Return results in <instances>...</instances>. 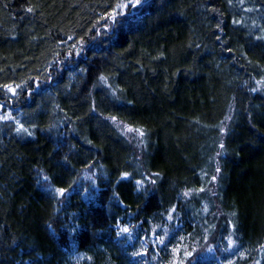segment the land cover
<instances>
[{
  "label": "trees",
  "instance_id": "16d2710c",
  "mask_svg": "<svg viewBox=\"0 0 264 264\" xmlns=\"http://www.w3.org/2000/svg\"><path fill=\"white\" fill-rule=\"evenodd\" d=\"M117 2L0 0V84L28 80L32 95L11 107L33 132L17 135L0 123V264H76L77 254L92 257L79 264H134L141 260L130 253L140 243L130 247L112 225L147 221L150 231L167 223L160 213L172 205L174 229L192 233L186 244L194 237L206 247L203 229L216 226L214 251L196 252V264H264V84L256 83L264 79V40L256 39L264 35V0L243 7L238 0H145L114 28L90 32L105 5ZM81 37L76 55L71 46ZM112 116L144 131L139 148ZM136 169L159 173L156 184L140 192L134 180L117 184L125 171L140 179ZM86 172L95 184L80 188ZM42 175L56 187L77 183L58 202ZM201 187L191 198L180 195ZM233 226L243 259L222 251L220 238Z\"/></svg>",
  "mask_w": 264,
  "mask_h": 264
},
{
  "label": "snow or ice",
  "instance_id": "6c2138e0",
  "mask_svg": "<svg viewBox=\"0 0 264 264\" xmlns=\"http://www.w3.org/2000/svg\"><path fill=\"white\" fill-rule=\"evenodd\" d=\"M145 0H120V2L115 3L114 6L105 5L106 11L105 13L101 14L99 19L96 21V23L92 26L89 31H95L96 35H100V29H103L104 31H108L110 27L114 28L118 24L121 23L122 19H127L129 15H131V12L129 10L135 9L138 10L140 7L143 6ZM229 4H232V0H228ZM238 3L243 7L245 0H238ZM109 7H112L111 11H108L107 9ZM208 11L216 12L217 9L210 8L207 9ZM27 12L31 13L33 11L32 7H28L26 9ZM243 11L245 12H252L254 11L253 8H243ZM233 24H243L242 20H236L233 19ZM222 23V21H221ZM217 28L220 29V24H217ZM220 31H223V29H220ZM264 31V29H262ZM69 39H72L69 37ZM92 39H95V36L92 37ZM216 39L219 41L221 40V37L219 35L216 36ZM256 39L258 40H264V35L257 36ZM85 43L83 37H81L79 41V46L77 44H73L72 50L75 52L76 55L80 54V48H82L83 44ZM199 47V45H197ZM231 51V49H228ZM69 56L72 55V52H69ZM32 79V78H29ZM99 82L107 89L111 90V93L113 96L116 95L117 89L113 88L112 84L109 82L108 78L101 75L99 76ZM258 85L264 84V79L256 81ZM95 87V85H94ZM252 92L258 91L257 88L253 87L250 89ZM122 91V90H121ZM0 94H2V99H0V123H4L5 125L11 127L14 125L15 132L17 135L21 136H32L33 132L30 131L28 127H25L24 123H22L19 119H17L16 115H13L12 105L14 103H18L21 99V97L25 94L27 96H31V85L29 84L28 80H23L20 83H6V84H0ZM92 111H95V108H92ZM111 121L116 123L117 118L115 116L109 117ZM225 119H231V117H226ZM224 122H221V128L220 131L223 133L225 131L224 128ZM116 127L121 131L122 135H128L130 133H136L140 138L139 143H143V137L145 136V133L143 130L138 128H131L128 126H123L119 123H116ZM90 143V141H89ZM225 145L221 142L220 148L224 149ZM217 155H222V153H217ZM63 160L65 163H70L67 156L63 157ZM86 167L91 170L93 165L92 164H86ZM102 167V166H101ZM137 173L140 175V179H134L132 173H129L127 171L122 172L119 179L117 180V184H119L121 181L125 180H134V186L136 191H146L147 185H155L156 179L154 177H158L159 173H152L150 175L139 172V169H136ZM215 171L219 173L221 171L220 167L217 166ZM206 175V173H205ZM43 183L46 185L45 191L49 192L53 199H56L58 202H60V198H65L66 193L73 187V185H76L77 181L72 180L71 183L68 185V188L64 187H56L52 184L51 178L47 175H42L41 177ZM86 179L92 180V183L95 184V180L92 176L86 177ZM216 180V176H212V181ZM39 183V181H38ZM87 191V189H85ZM205 188L201 187L198 190L195 189H188L183 191L180 195L187 199L191 198L193 195H197L199 192H204ZM210 191V189H209ZM215 193H213L214 195ZM113 199L117 200L118 203H123L122 201H119L118 194L113 191ZM59 211V209H57ZM205 214L209 213V206L208 204H205L202 210ZM163 220L167 221L168 223H171L173 220L178 219V213H177V207L176 205H172L166 213H160ZM213 216H215V213H212ZM234 216L235 213H232ZM147 221H142L140 224H133L131 221L128 223H121L118 219L116 222L112 225V227L115 229L116 236L119 238H123L125 243H128L130 247L135 248L134 241H138L140 243V248L135 249L130 253V256L132 258L140 257L143 258L145 256L149 255V249H156V250H167L168 246L173 243L175 240L176 243L174 246L171 247V255L172 260L169 261V264H196L195 256L194 254L198 251V249L192 245L186 244L185 241L188 239V237L192 236V233H188L187 236L179 235L177 233L176 229H170L168 227V223L160 225H154L152 229L145 230L143 229L142 225L143 223H146ZM205 225H208V221H204ZM228 224L231 225L232 221L229 220ZM49 228H51V225H49ZM137 229L142 231L144 233L143 236L139 235L137 232ZM158 229H161V231H157ZM72 231H75V228L72 229ZM204 235L201 237V239L205 243V250L208 252L214 251V245L209 242L210 236L212 233L216 231V226L208 225L203 229ZM234 226H233V232H229L228 235H222L220 238V241H226V246L222 249L223 252L229 253L231 256L239 255L241 259L244 258L243 252H238V246L236 241L233 239L234 234ZM193 243L198 244L199 242L195 240L193 237ZM261 248H264V245L260 246ZM88 259L91 260L92 257H84L83 255L77 254L74 259L76 261V264H79L81 259ZM153 258H155L153 256ZM30 264H38L37 261L33 260L30 262ZM134 264H141V261H135ZM143 264H147V261H143ZM226 264H236L234 259L228 258L226 260ZM256 264H259V261L256 262Z\"/></svg>",
  "mask_w": 264,
  "mask_h": 264
},
{
  "label": "rangeland",
  "instance_id": "374dc122",
  "mask_svg": "<svg viewBox=\"0 0 264 264\" xmlns=\"http://www.w3.org/2000/svg\"><path fill=\"white\" fill-rule=\"evenodd\" d=\"M81 49V48H80ZM79 49V50H80ZM116 123H119L121 125V127L123 126H128L125 123L116 120ZM116 123L113 122L114 126L116 127ZM130 127V126H128ZM117 128V127H116ZM132 128V127H131ZM118 129V128H117ZM118 131L121 133V131L118 129ZM127 139H129L136 147H140L142 143H139L141 138L136 134V133H130L128 135H124ZM92 176V172H86L84 174V176L82 177V180L78 183V187L80 188H84L85 186H87L86 184H89L91 180L86 179V177ZM176 220H173L171 223H168V227L170 229H174L176 227ZM152 229V228H151ZM157 231H161V230H157ZM139 234V233H138ZM144 235V234H143ZM142 235V236H143ZM198 242H201L200 240H196ZM189 245H192L194 247H196L198 249L197 254L199 255H203V254H210L212 252H208L205 250L204 246H197V244H194L193 241L188 242ZM139 248H140V244H139ZM171 250V249H170ZM153 256L155 258H153ZM138 259H140L141 261H147V264H169V261L172 260V255L170 254H166V256H163L160 253V250H156V249H149V255L145 256L143 258L137 257ZM232 259V258H231ZM143 264V263H142ZM221 264H226V261H223Z\"/></svg>",
  "mask_w": 264,
  "mask_h": 264
}]
</instances>
